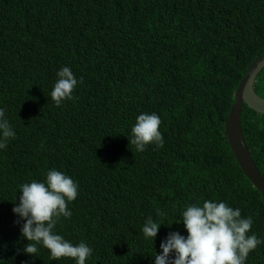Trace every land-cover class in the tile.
Wrapping results in <instances>:
<instances>
[{
	"label": "trees",
	"instance_id": "obj_1",
	"mask_svg": "<svg viewBox=\"0 0 264 264\" xmlns=\"http://www.w3.org/2000/svg\"><path fill=\"white\" fill-rule=\"evenodd\" d=\"M262 53L264 0H0V109L16 133L0 149V225L20 185L55 169L78 196L54 231L93 249L86 264H155L170 232L187 237L186 207L208 200L251 216L248 235L264 241V198L224 128ZM63 67L78 84L57 106L50 93ZM255 88L264 97V68ZM143 113L160 117L163 147L130 144ZM241 119L264 178V113L244 103ZM38 141L48 145L39 164L27 151ZM149 216L162 225L155 240L142 232ZM4 227L0 264H41L17 255ZM245 264H264V243Z\"/></svg>",
	"mask_w": 264,
	"mask_h": 264
},
{
	"label": "clouds",
	"instance_id": "obj_2",
	"mask_svg": "<svg viewBox=\"0 0 264 264\" xmlns=\"http://www.w3.org/2000/svg\"><path fill=\"white\" fill-rule=\"evenodd\" d=\"M57 77L50 96L60 106L65 100L74 98L78 81L69 67L58 71ZM79 82L82 83V78ZM4 116V110L0 109V149L6 148L9 140L16 136ZM161 123L156 113H143L137 117L129 139L136 151L142 152L150 144L163 147ZM45 149H48L47 143L38 141L27 151L39 164ZM77 196L78 184L55 169L47 172L45 182L33 180L20 185L3 206L0 225V229L5 226L4 229L12 232L15 253L32 255L40 259L41 264L49 258L51 261L70 258L76 264H86L93 249L84 242L73 245L54 231L61 217L72 216L68 203L75 201ZM157 214L164 215L159 210ZM21 220L25 221L22 227ZM182 222L187 237L170 232L161 243L162 254L154 257L155 264H245L250 252L264 243L255 234L248 235L254 222L252 217L243 218L239 209L224 202L208 200L202 206L189 205L182 213ZM161 226L149 216L142 228L144 238L155 240Z\"/></svg>",
	"mask_w": 264,
	"mask_h": 264
},
{
	"label": "water",
	"instance_id": "obj_3",
	"mask_svg": "<svg viewBox=\"0 0 264 264\" xmlns=\"http://www.w3.org/2000/svg\"><path fill=\"white\" fill-rule=\"evenodd\" d=\"M264 68V53L251 63L245 77L235 90L234 102L224 123L225 135L242 171L252 184L262 193L264 198V178L259 171L247 146L242 129V108L246 103L249 108L264 113V97L256 92L255 82L258 74Z\"/></svg>",
	"mask_w": 264,
	"mask_h": 264
}]
</instances>
